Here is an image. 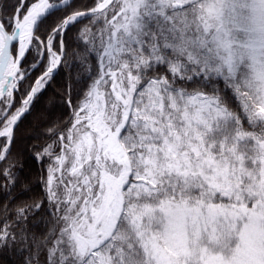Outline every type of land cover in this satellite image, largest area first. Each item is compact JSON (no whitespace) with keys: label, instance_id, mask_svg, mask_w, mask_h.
<instances>
[{"label":"snow or ice","instance_id":"obj_1","mask_svg":"<svg viewBox=\"0 0 264 264\" xmlns=\"http://www.w3.org/2000/svg\"><path fill=\"white\" fill-rule=\"evenodd\" d=\"M0 264H264V0H0Z\"/></svg>","mask_w":264,"mask_h":264},{"label":"trees","instance_id":"obj_2","mask_svg":"<svg viewBox=\"0 0 264 264\" xmlns=\"http://www.w3.org/2000/svg\"><path fill=\"white\" fill-rule=\"evenodd\" d=\"M64 79H65V76L63 73L56 78L57 83L54 85L53 89H49L48 92L43 96V98L40 100L39 104L37 105V108H36L37 113L43 111L46 108L49 98L55 95L54 89L59 88L60 84L63 83ZM50 112L54 116H60L62 114V108L59 105H56L50 109ZM32 119H34V117L29 118V120H32ZM9 259L14 260L16 259V257H10Z\"/></svg>","mask_w":264,"mask_h":264}]
</instances>
